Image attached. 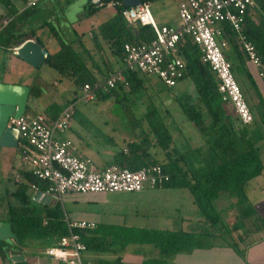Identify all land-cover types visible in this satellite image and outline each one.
Instances as JSON below:
<instances>
[{"label": "trees", "instance_id": "obj_1", "mask_svg": "<svg viewBox=\"0 0 264 264\" xmlns=\"http://www.w3.org/2000/svg\"><path fill=\"white\" fill-rule=\"evenodd\" d=\"M112 1L119 2L113 5L116 13L101 25L100 30L106 41H109L114 48V52L123 57V44L150 43L155 34L150 25H130L126 22L122 15L125 9L123 0H102L98 7L89 4V12H95L109 3L112 4ZM147 1L149 0L142 2ZM252 14L255 20L249 12L245 13L242 30L255 46L257 55L264 64V0H256ZM8 33L9 27H4L0 32V42L6 48L10 47L13 37V35L7 36ZM235 38L236 34L229 24L223 23V34L218 41L221 43L226 40L227 42L228 48H223V54L231 63L232 73H235L237 67L247 61ZM57 40L60 49L50 54L44 62L48 63L61 77H71L76 88L81 89L84 83L98 81L88 73L85 63L72 45L66 44L58 37ZM176 54L185 66L182 79H188L195 89L193 101L182 103L181 107L185 120L196 128L203 139V145L207 148L205 163L199 167L193 165L190 152L199 151L200 148L190 147L182 150L181 143H175L177 134L165 122L167 113L161 114L156 105L144 97L148 93V76L138 71H128L125 73L128 82L126 87L123 83H119L109 92L100 94L96 101H105L110 98L117 101H126L131 98L136 102L142 101V98L148 100L149 104L143 117L147 128L141 129V137L138 140L128 141L119 148L113 154L111 164L131 171L160 165L168 176V180L157 188L187 189L190 192L199 221L193 223L190 230L168 232L169 235L164 239L158 237H156L158 239H154L155 237L149 239L162 242L163 251H166L167 245L173 247L175 251L190 250L194 246L201 247L203 238L222 237L226 234L229 238V241L225 240L228 245L238 254H242L251 243L247 241L249 234L264 228V216L248 197L250 182L264 172V163L261 158L264 149V101L256 93L258 104L255 107L258 111L249 103L248 107L253 120L249 124H242L235 113L229 111L227 107L229 104L222 100L217 90L216 78L208 65L201 61L200 48L189 37L184 36L177 44ZM248 78L253 84L249 74ZM262 79L264 81V77ZM239 86L242 88V85L239 84ZM31 89L36 90L34 87ZM241 91L246 93L243 88ZM31 93L35 97L39 96L37 92ZM72 100L74 98L70 101ZM246 101L248 102L247 98ZM61 110L55 103L48 105L45 109L47 113H50L51 118L56 117ZM17 148L20 150V146ZM23 178L17 183L14 193L9 194L13 201L8 202L6 210V220L17 237L16 241H13L14 252L21 253L26 248H38L42 251L68 234L65 222L68 211L60 202L38 207L31 200L30 185L37 184L39 190L43 191V183L29 172L23 173ZM221 197L231 200L225 208L218 205ZM231 209H235L237 217L232 225H227L224 212ZM77 232L87 251L114 250V239L109 233L98 230V227L88 231L77 230ZM3 243L0 241V250L3 248ZM98 264L125 263L121 258H117L114 261H100Z\"/></svg>", "mask_w": 264, "mask_h": 264}, {"label": "crops", "instance_id": "obj_2", "mask_svg": "<svg viewBox=\"0 0 264 264\" xmlns=\"http://www.w3.org/2000/svg\"><path fill=\"white\" fill-rule=\"evenodd\" d=\"M75 2H77L76 9L70 12V7ZM147 3L158 25L178 27V0H149ZM89 4H91L90 0H43L35 8H25L22 0H0V23L6 18H10L6 27H9L7 36L13 35L11 39L12 43L34 39L47 49L49 55L56 53L60 49V45H55V42H58L57 37L60 38L66 44L72 45L77 51L81 60L85 63L88 73L96 80H100L108 74L121 69L123 66V57L121 54L114 52V48L109 41H106V38L100 30L101 25L115 15V7L109 3L95 12H89ZM106 6H111L113 11L107 15H105V13H100L105 10ZM42 10L44 13H41ZM47 28H49L50 33L47 32ZM63 33L69 35L68 38L64 37ZM52 46L54 48L49 50V47ZM227 48L228 46L226 49ZM4 57H7L5 66L3 63ZM0 61V81L26 85L30 89L28 103H31V106H27V116L43 113L50 117V113L45 111L48 105L55 103L60 106V109H63L65 105L75 97L74 95L77 94L76 91H78V93L80 91V88H76L71 77H64L67 80V84H64L61 82V78L63 77L58 73H56V75L49 74L48 77L52 79V82L49 83L39 69L37 71L35 70L38 67H33L12 55L10 47H4L1 42ZM238 69L240 73H237V71L234 73V75L238 77V85H242L245 92H250L251 97H254L256 104H258V96L256 93L259 95L261 94L264 98L263 79L258 76L257 70L248 61L243 63L242 66H239ZM248 74L249 77L253 79V84L250 83ZM147 78L151 79V77ZM61 85L72 86L71 90H68L71 91L72 94L75 93L71 99L64 96L67 95V91L66 88ZM247 86L251 87L247 88ZM31 87L36 89L33 91L38 93V97L32 95L31 92L33 91ZM73 89L77 90L72 92ZM51 94L54 95L55 98L52 97L45 101L44 95L50 96ZM112 102L113 101L107 100L95 102L97 110L95 114H93V117H95L97 114L96 112H98L99 115L105 113V115L110 118L109 120H100L101 127L97 126L96 122V124H93L94 122L90 123L85 116L76 119L75 112L73 122L77 121V126L74 127L71 124L69 130L60 136V138L71 141L74 155L89 160L92 167L97 171L112 165L111 161L113 154L119 148H122L126 142L138 140L141 137V129L146 130L147 128V124L143 121V117L148 107V102L132 101L131 105L133 109L138 108L139 111L143 110L144 112L137 115L139 119H142L143 124L142 122L138 125L133 124L135 126L130 130H126L125 128L123 130L113 126V119L117 116H114V114L112 116L107 114V110L112 109L115 104L125 109H128V107L125 101L119 103L116 100L113 102L115 104ZM227 107L230 112H234L230 105H227ZM255 110L258 111L256 108ZM93 117L90 116V118ZM194 147H199L201 149L200 146ZM0 148H3L2 150H6L7 152L6 155H4L5 165L8 167L5 175L7 176V172L15 169V185L12 188L5 187L6 198L12 199L9 194L14 193L17 183L24 179L23 173H25L26 170L22 163L20 150L17 147ZM181 149L183 150V148ZM14 150H16L17 157L20 155V158L15 159V157H13ZM203 156L204 152L203 154L199 151L190 153V158L193 159V165L195 167H199L205 163L207 156L205 159H203ZM197 157L199 159L198 161L195 160ZM261 158L264 163V149L262 150ZM18 159H20V161H18ZM14 162L19 163L14 164ZM16 176H18L19 179H16ZM254 180L256 181L253 187L263 189L264 172ZM155 190H157V194L161 195L169 189L155 188ZM140 192L141 191L136 192V195ZM29 194L33 203L38 207L55 203L51 197L45 194L33 192L31 190ZM187 194L190 205H194L190 192ZM136 195L133 196V194L125 193H70L64 196L63 204L68 211V217L75 220L94 222L98 230L109 233L115 241L113 251H86L83 254L84 264H98L100 261H114L117 258H121L125 264H264V249L258 251L264 246V234L256 237V239L243 250L242 254H238L228 245V242L222 240L221 237L203 238L201 247L194 246L190 250L175 251L173 247L167 245L166 251H163V243L157 242L154 239H164L169 235L168 232L174 233L190 230L192 224L199 221L198 215L196 214L194 218L183 216L182 221H185L187 223L186 226H188L186 228L170 225L161 227L158 224V219L157 222L154 223L156 216L149 214L146 210H133L135 208L133 201H135ZM230 201L229 199L221 197L219 198L218 205L221 208H225L230 204ZM128 209L133 212L131 214L127 213L126 211H128ZM192 213H194V211H192ZM138 216H140L139 219L146 220L148 224L128 227L126 223L123 222L124 220H122L124 218H129L131 222L134 221V219H138ZM119 218L121 219L117 220ZM6 219L1 221L7 222ZM150 220L152 222H149ZM176 220L178 219H172V216H167L163 222L167 223L169 221L168 223H170V221ZM131 230H135L136 233H132ZM139 234L141 236H137ZM153 237H155L153 240H149ZM17 254L19 253H13L11 255ZM41 254L44 255L43 252ZM40 261H45L47 264H58L45 255Z\"/></svg>", "mask_w": 264, "mask_h": 264}, {"label": "built area", "instance_id": "obj_3", "mask_svg": "<svg viewBox=\"0 0 264 264\" xmlns=\"http://www.w3.org/2000/svg\"><path fill=\"white\" fill-rule=\"evenodd\" d=\"M22 1L25 8H34L43 0ZM114 4L119 2L112 1ZM255 5L256 0H178V27L158 25L147 2L125 8L122 15L128 24L152 27L155 37L150 43L123 44L122 68L93 83H84L79 96L69 101L56 117L37 113L32 116L24 114L18 119L9 118L8 126L19 131L18 146L26 172L44 185V190L40 191L37 184H31V190L63 204L64 196L70 193H135L144 188L159 187L168 180L160 165L135 171L109 165L97 171L89 160L74 155L71 141L59 138V135L69 130L76 102L96 101L100 94L109 92L119 83L126 87L125 73L128 71L155 76L166 87H174L185 72L184 63L176 54L177 44L184 36L200 48L201 61L208 65L216 78L222 100L231 105L239 122L251 123L253 116L233 76L231 63L223 54L227 42L223 40L220 43L218 38L223 34V23H228L236 34L242 54L257 70L258 76L264 77V64L242 30L246 12L255 20L252 14ZM9 21L10 18H6L0 23V32ZM65 222L68 234L42 252L58 264H84L83 254L87 248L77 230H92L96 224L71 219L67 215Z\"/></svg>", "mask_w": 264, "mask_h": 264}, {"label": "rangeland", "instance_id": "obj_4", "mask_svg": "<svg viewBox=\"0 0 264 264\" xmlns=\"http://www.w3.org/2000/svg\"><path fill=\"white\" fill-rule=\"evenodd\" d=\"M76 4L77 2L73 3V5L70 7V12H73V10L76 9ZM111 11H113V8L111 6H106L105 10L100 12V13H105V15H107L108 13H110ZM41 13H44V11L42 10ZM178 25H179V21H178ZM177 25V26H178ZM47 32L50 33L49 28H47ZM61 33V31H60ZM62 34V33H61ZM64 37H67L69 35H67L66 33H63ZM58 43V42H57ZM55 42V45H59ZM52 47H49V50H52ZM6 58L4 57V66L6 65ZM1 63V61H0ZM2 67V65H1ZM39 69V71L43 74V76L46 78L47 81H49V83H51L52 79H50L49 74L51 75H56V71L46 62H43L38 68H36L35 70L37 71ZM237 73H240L238 67L236 69ZM234 74V73H233ZM235 77V79L238 82V77L237 75H233ZM151 77V79H149V83H148V93L144 95V97H147V99L151 100L157 107V109L159 110V112L161 114L167 113V116L165 117V122L167 124L170 125L171 130L176 133V138H175V143L179 144L181 143V146L183 148V150L190 148V147H194V146H200L201 149L199 150V152H201L203 154L204 152V156L203 159H205V157L207 156V149L205 145H202L203 139L201 137V135L198 133V131L196 130V128L189 122H187L184 118L183 115V111H182V107L181 104L182 103H186V102H190L193 101L194 99V92L195 89L193 87V84L188 80V79H181L177 82L176 86L171 87V88H167L166 86H164V84L159 81L155 76H148ZM251 80H253L251 78ZM61 82H63L64 84H67V80L66 78H61ZM264 82V81H263ZM62 83V84H63ZM32 84V83H31ZM249 85V84H248ZM63 87L66 88L67 91V96L68 99H71L73 97L71 91H68L69 89L71 90L72 86H66V85H61ZM251 86H247V88H249ZM77 89H73L72 92H75ZM242 90V88H241ZM244 90V89H243ZM257 91V90H256ZM70 93V94H69ZM76 95H74L75 97L79 96L80 91L78 93V91H76ZM72 94V95H71ZM244 98L246 100H248L247 104L249 106V103L255 107L256 102H255V98L251 97V93L248 91H246V93L244 94ZM261 95V94H260ZM55 98L54 95H44V99L45 101L51 99V98ZM260 97L263 98V96L261 95ZM66 98V97H65ZM144 102H148V100L142 98L141 99ZM107 101H113L115 102L116 99L110 98ZM132 101L134 102V99H128L126 100L125 104L127 105L128 109L125 108H121L120 106H118V104H115L114 107L112 109L107 110V114L109 115H113L117 116V117H113V123L116 124L113 126L117 127V128H121L124 130V128L126 130H130L133 129L135 125L133 124H141L142 119H139V117L137 116L138 114H140L141 112H144L143 110L139 111L138 108L133 109L132 108ZM264 101V100H263ZM96 101H90V102H84V101H79L76 102V119L77 118H82V117H86L88 118L90 123L96 124L97 126L101 127V123L99 122L100 120H109L110 118L105 115V113H102L103 115H99L98 112H96V116L93 117L95 114L96 109ZM120 102H124V101H118ZM258 102V101H257ZM31 103H28V107H30ZM101 113V112H100ZM75 116V115H74ZM90 116H92L93 118H90ZM138 118H137V117ZM74 120V119H73ZM112 120V119H111ZM96 122V123H95ZM74 127L77 126V121H72L71 123ZM143 124V122H142ZM73 127V128H74ZM66 132V131H65ZM63 134V133H62ZM59 135L60 136L62 135ZM63 137V136H62ZM1 147V146H0ZM3 148H0V221L1 220H5L7 218V214H6V210H7V204L8 202L12 201V199L10 198H6V191H5V187H9L12 188L15 183H14V174H15V169L13 171H9L7 172V176L6 174V169L8 168L5 164V156L6 155V150H2ZM5 151V152H2ZM206 152V153H205ZM191 153V152H190ZM9 155V154H7ZM18 155H16V150H14L13 152V157L16 158H20L17 157ZM191 159V158H190ZM193 161V159H191ZM196 161H198V157L195 159ZM18 161H20V159H18ZM19 163V162H17ZM16 162H14V164H17ZM256 180H253L250 182L249 185V191H248V197L249 199L252 201L253 205L257 208V210L264 216V186L263 189H259V188H255L254 183ZM157 188V187H156ZM145 189V188H144ZM169 189V188H168ZM157 190H155V188H151V189H145V190H141L140 193H138L136 195L135 193H125V194H133L136 195V199L135 201H133L135 208L133 210H138V211H143L146 210L149 214L156 216V220L154 221L157 222L158 219V224L161 227H164L166 225H170V226H178L179 228H186L188 226L187 223L185 221H182L183 216H187L188 218L191 217H196L195 215L196 213V208L194 205H190L189 203V199L187 197V193L189 192L188 190H180V189H169L166 192H164V194H157L156 192ZM184 193V194H183ZM113 194V193H111ZM124 210V209H123ZM122 211V209H121ZM192 211H194V213H192ZM127 213H132L133 211H131L130 209H128V211H126ZM129 215V214H128ZM167 216H172V219H178L176 221H170V223H165L163 222V220L167 217ZM236 212L235 209H231V210H226L224 212V218H225V222L227 225H232V223H234L236 221ZM138 219H134V221H129V218H124L122 220H124L123 222L126 223V225L128 227H133V226H143L148 224L146 220L144 219H139L140 216L137 217ZM121 218L117 219L120 220ZM149 222H152L151 220ZM132 233H136L135 230H131ZM241 230H239L240 232ZM241 233V232H240ZM261 234H264V228L263 230L259 231V232H252L249 234L247 241L252 242L254 239H256V237L260 236ZM235 236V234H234ZM222 240H227L229 241V238L226 234H224L222 237ZM3 248L2 250H0V264H47L45 261H40L41 258H43L44 255H42V251L38 250V248H26L24 250V252H21L17 255L19 256H23V259L21 260H17V261H13V256L11 255L14 252V248H15V244L13 241H10L9 239H6L3 241ZM264 245V244H263ZM264 249L261 248L258 251H262ZM39 259V260H38Z\"/></svg>", "mask_w": 264, "mask_h": 264}, {"label": "water", "instance_id": "obj_5", "mask_svg": "<svg viewBox=\"0 0 264 264\" xmlns=\"http://www.w3.org/2000/svg\"><path fill=\"white\" fill-rule=\"evenodd\" d=\"M102 0H90L94 6H99ZM143 0H123L125 8H133ZM12 55L23 60L33 67H39L48 57L49 52L34 39L22 40L11 43ZM30 89L26 85L6 83L0 81V146L16 148L19 143V131L15 127L8 126L9 118H20L26 113ZM9 239L16 241V234L12 232L9 222L0 221V241ZM15 261L23 259V256L14 255Z\"/></svg>", "mask_w": 264, "mask_h": 264}]
</instances>
